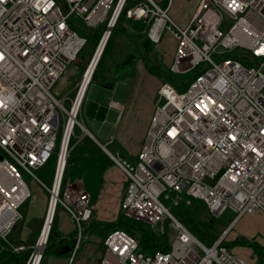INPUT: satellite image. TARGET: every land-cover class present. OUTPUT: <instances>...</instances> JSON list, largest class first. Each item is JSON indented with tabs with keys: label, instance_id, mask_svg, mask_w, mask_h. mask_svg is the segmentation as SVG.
<instances>
[{
	"label": "built area",
	"instance_id": "2783aa9c",
	"mask_svg": "<svg viewBox=\"0 0 264 264\" xmlns=\"http://www.w3.org/2000/svg\"><path fill=\"white\" fill-rule=\"evenodd\" d=\"M173 2L0 0V254L27 251L24 264L43 262L51 227L41 240L46 227L41 224L29 246L8 237L32 195L25 175L47 192L46 215L54 198L52 213L59 208L70 217L78 232L72 254L77 250L91 214L90 195L79 178L63 181V172L73 138L90 136L81 113L94 70L85 79V69L72 97L54 90L87 41L71 26H104L103 39L123 16L144 24L142 33L152 45L172 34L170 72L186 73L201 62L207 66L182 90L177 89L181 82L160 84L134 163L104 149L127 183L123 216L171 229V238L166 230L160 233L168 249L144 253L135 237L113 229L102 240L98 264H249L226 238L238 219L264 215V0H198L184 24L170 15ZM53 157L54 173L46 185L34 170ZM192 199L211 215L234 213L229 227L209 244L163 203L185 207Z\"/></svg>",
	"mask_w": 264,
	"mask_h": 264
},
{
	"label": "crops",
	"instance_id": "0c3cea01",
	"mask_svg": "<svg viewBox=\"0 0 264 264\" xmlns=\"http://www.w3.org/2000/svg\"><path fill=\"white\" fill-rule=\"evenodd\" d=\"M197 1L174 0L169 11L170 15L177 23L184 24L193 13ZM142 37L143 40L146 39L144 35ZM163 42L161 46L165 45L173 54L175 39L172 34L169 32L165 33ZM160 50H157V52L160 53ZM141 60L137 59L131 67L115 74L109 69L106 70L105 81H101V87L106 91V94L97 105L98 109L95 111L96 119L94 120L99 121L102 127L111 124V128L115 131L114 139L106 138L103 139L104 142L102 143L89 131L90 137L95 141L96 145L102 146L106 150L110 148L108 151L111 152L119 151L129 161L136 159L144 140L154 105L158 100V88L162 82H165L162 80L160 70L156 64L150 67ZM105 146L109 148L107 149ZM100 158L103 159L100 160ZM86 174L88 177L84 185L90 195L92 215L102 223L118 220L121 211L120 204L123 199L122 194L126 184L119 169L105 153L104 155L96 156L92 160ZM90 183L94 184V187H89ZM46 203V194L41 195L37 204L33 200H28L26 204L24 203L22 205L25 206L24 214L21 213L22 220L15 229L24 231L27 236L29 231L27 229L23 230L24 224H21L25 223V221L30 223L33 220L37 224L33 229L35 231L45 212ZM57 216L54 238L56 241H62L60 244L63 250L59 254L50 253V255L45 257L44 264H98L103 248L98 251L97 245L104 237L100 239L97 235H91L82 244L80 250H77L78 253L75 254L74 252L69 255L71 248L68 244L73 241L75 225L65 211L58 210ZM229 225L230 223L227 227ZM240 238L264 247V215L255 213L238 219L231 228L226 243L231 244V242ZM231 248L233 252L241 249L242 254L238 255L243 256V258L249 254L252 255V250L249 247H246L247 251L239 246H231Z\"/></svg>",
	"mask_w": 264,
	"mask_h": 264
},
{
	"label": "rangeland",
	"instance_id": "374dc122",
	"mask_svg": "<svg viewBox=\"0 0 264 264\" xmlns=\"http://www.w3.org/2000/svg\"><path fill=\"white\" fill-rule=\"evenodd\" d=\"M143 28H144V24H142L141 22L129 20L123 16L119 18L116 26L112 30V34L110 35V39L108 41L109 45L104 51L103 59L101 61V66L98 69L94 78L92 75L91 83L87 88L85 94V101L82 106V113H81L82 119L85 127L97 138V140H99L102 143L104 142L103 139L106 138L114 139V134H115V131L111 128V124L109 126L104 125L102 127V124L99 123V121L97 122L94 120L96 119L95 111L98 109L97 105L100 102V100L104 98V95L106 94V91H104L101 87L102 86L101 81L103 80L105 81L104 75L108 67L115 68V71L112 72L114 74L121 70H125L127 68L116 69L117 64H123L127 56L137 54L138 55L137 59H142L141 61H143L144 64L146 65L148 64L150 67H152L153 64L157 65V67L160 70L159 72L163 81H169L171 83L174 82L178 84L180 82L186 81L187 79L191 78L202 67L206 68L207 66L204 62H201L193 70H190L186 73L180 74V73L170 72L168 64L170 62V57L172 53L168 50V48L165 45L161 46L164 43L163 39L161 40L160 44L151 45V50L148 53H144L142 47ZM94 46L95 43L93 42V40L89 39L88 42L85 43L84 47L80 50L76 59L71 64H69L65 74L63 75V78L60 79L56 84L54 92L58 96L60 97H62L63 95L67 97L73 96L76 89V85L79 82L85 69L87 68L88 65L87 63L89 59H91V57L93 56V53L95 51ZM157 50H160V53H158ZM240 53L244 59L246 60L251 59V56L247 52H240ZM67 103L68 102L66 101V104ZM80 132L81 131L79 130L77 134L80 135ZM77 141L79 142H76L75 138H73L71 142L72 145L70 144L71 151L67 158L70 164L66 165L67 168H65L64 170L65 172L63 176V181L67 180L68 178L74 179L75 177H77L84 183L87 181L86 178L88 177L87 176L88 173L86 174V172H88L89 164L92 162L94 158H96V156H100L102 154L104 155L105 153L98 145H96L95 141L89 135H84L80 140ZM105 148L107 147L105 146ZM108 150H110V148ZM101 159L103 158H100V160ZM135 161L136 159L130 160V162L133 163ZM54 166H55V159L53 157L49 161H47L42 167L34 170V174L46 185H50L54 173ZM24 179L28 184L29 188L31 189V193H32V196L28 200H33L37 204L41 198V195L43 194H46V201L48 200L47 192L39 185H37V183H35L29 175H25ZM126 186L127 183L125 184V188ZM89 187H94V184L90 183ZM124 195H125V189L123 191L122 198L124 197ZM190 201L191 204L186 205L185 207H183L182 205L173 206L171 205V200H163V203L166 206H169L171 211L176 216H178V218H181L184 221V224L187 226V228L200 241H202L205 244H209L217 240V238L221 235L222 231L225 229V227H227V225L232 220L234 213L231 210L227 209L220 216L211 215L205 209L204 205L200 200L192 199ZM90 203H91V199H90ZM24 208L25 206H22L19 209L22 214H24ZM58 210L61 209L58 208L56 213L58 212ZM44 214L40 222L38 223V228H36L35 231L33 229L37 224L33 220L30 223L29 221L27 223L25 221V223L23 222L21 225L24 224L22 227L23 230L27 229L29 231L27 236L24 231H19L14 229L8 236L9 239L15 244L24 243L26 244V246L32 245L35 242V239L37 238V235L39 233V229L41 227ZM118 220H126V218L123 216L122 211H120L119 213ZM55 224H56V218L55 221H53V225L52 228L50 229L49 234L51 232L53 233V235L56 234ZM104 224L106 223H102L100 220L96 219L95 216L93 215L90 224L88 225L85 224L83 226L85 227V229H83L80 233V237H79L80 239L78 241L77 250L78 251L80 250L82 244L85 243L87 241V238L91 237V235H97L100 237V239H102L111 229H115V228L109 229L108 227H105ZM154 228L159 233H162V231L166 230L165 232L167 236L170 238L173 234L172 230L168 229L167 227H164L163 224H157V227ZM74 230L76 232L75 235L73 234L74 237L72 238L73 241L72 243L68 244V246L71 248V253L69 255L72 254V251L78 240V232L76 228ZM51 242H56L55 238ZM101 242L102 241L98 242L97 245L98 251L99 250L101 251L102 249ZM248 243H252V242L249 241ZM46 246L48 245L46 244ZM236 246L243 247V249L249 247L246 245H236ZM62 250L63 249L61 248L59 251L61 252ZM77 250L75 251V254L78 253ZM22 253L27 254L24 258V261H26L29 252L25 251ZM234 253L242 254L241 249L240 251L234 250ZM251 254L252 255L249 254L245 257L246 259H248L249 264H264V259H262V261H259V258L254 256L253 253ZM48 255H50V253H46V257Z\"/></svg>",
	"mask_w": 264,
	"mask_h": 264
},
{
	"label": "trees",
	"instance_id": "16d2710c",
	"mask_svg": "<svg viewBox=\"0 0 264 264\" xmlns=\"http://www.w3.org/2000/svg\"><path fill=\"white\" fill-rule=\"evenodd\" d=\"M80 34L84 35L87 39L86 42H88L89 39H92L93 42L95 43L94 49L98 44V40L100 38L101 35V28L98 29H86L84 28L82 25L79 24H74L72 25ZM85 30V31H84ZM112 34V33H111ZM110 39V37H109ZM108 39V41H109ZM108 41L103 49V53L101 54L100 58H99V62L97 64V66L95 67L94 71H93V78L95 77L98 69L101 66V61L103 59V54L104 51L106 50V48L108 47ZM151 43L147 40L144 39L142 42V47L144 50V53H148L151 50ZM78 56V55H77ZM138 55L134 54L131 56H127L125 58V62L123 64H117L116 69L117 68H128L131 67V65L137 60ZM110 70L112 72L115 71V68H110L108 67L106 70ZM193 77V76H192ZM189 78L186 81L181 82V85L177 86L178 90H182L183 87L185 85H187V83L192 79ZM169 82V81H166ZM171 83V82H170ZM172 84H175L174 82ZM83 106V104H82ZM67 164H70V162H67ZM67 168V166H66ZM55 218H57V213H55L54 216V221ZM183 223L184 221L179 218ZM105 227H108L109 229L111 228H119V229H123L126 232H128L129 234H131L132 236H134L135 238L138 239V243H139V249L142 252H146V253H151L154 252L156 250H166L168 249V243L166 240V236L161 235L159 232H157L155 229L151 228L148 225H145L141 222L138 221H134L131 219L126 218V220H117L114 222H109L104 224ZM52 228V227H51ZM75 230H74V235H75ZM52 240H54V235L51 232L48 235V240H47V245L45 250L46 253H55V254H59V250L61 249V244L60 242H62L61 240L56 241V242H51ZM236 245H246L249 246L252 249V253L254 256H256L257 258H259V261H262V259H264V248H262L260 245H257L256 243H248L247 241H245L244 239L240 238L238 240H235L234 242H231V244H228L229 247L231 246H236ZM45 250L43 252V262L42 264H44V260L46 257V253ZM27 254L26 253H21L19 255H15V254H11V253H3L0 254V264H22L25 256Z\"/></svg>",
	"mask_w": 264,
	"mask_h": 264
},
{
	"label": "bare ground",
	"instance_id": "6f19581e",
	"mask_svg": "<svg viewBox=\"0 0 264 264\" xmlns=\"http://www.w3.org/2000/svg\"><path fill=\"white\" fill-rule=\"evenodd\" d=\"M72 27V29H74V27L73 26H71ZM98 28H101L102 29V31H101V35H100V38H99V40L98 41H102L101 42V46L99 47V49L98 50H96V53H95V55L93 56V58H91V59H89V61H88V65H87V71H86V75H85V79H87L90 75H91V73H92V71L95 69V67H96V65H97V63H98V60H99V57H100V55L103 53V50H102V44H104V45H106V43H107V41H108V39H109V37H110V35H111V33H112V30H110V33H109V35L108 36H106V34L104 35V37H103V39H102V36H103V31H104V29H105V27L104 26H101V27H98ZM98 28H95V29H98ZM102 50V51H101ZM64 173V172H63ZM53 202H54V198L52 199V201H51V205H50V209H49V212H48V214L46 215V214H44V218H43V220H42V224L43 225H45L46 227L44 228V231H43V233H42V236H41V240H43L44 238H45V236H46V231H47V227H52V225H53V221H54V214L52 213V209H53ZM90 207H91V205H90ZM92 217H93V215H92V207H91V214H89V216L87 217V220H86V225H88V224H90V222H91V219H92ZM115 229H119V228H115ZM111 230H113V229H111ZM110 230V231H111ZM123 230V229H122ZM125 231V230H124ZM128 233V232H127ZM108 234V233H107ZM106 234V235H107ZM131 235V234H130ZM134 237V236H133ZM137 239V238H136ZM138 240V239H137ZM138 247H139V243H138ZM102 248H103V245H102ZM140 250V249H139ZM163 251H165L164 249H162ZM141 251V250H140ZM157 251V250H156ZM144 253H146V252H144ZM151 253H153V252H151ZM25 263V261L23 260V262H22V264H24ZM34 264H38V263H34Z\"/></svg>",
	"mask_w": 264,
	"mask_h": 264
},
{
	"label": "water",
	"instance_id": "95a60500",
	"mask_svg": "<svg viewBox=\"0 0 264 264\" xmlns=\"http://www.w3.org/2000/svg\"><path fill=\"white\" fill-rule=\"evenodd\" d=\"M95 53H96V51H95ZM94 55H95V54H94ZM94 55H93V56H94ZM100 56H101V55H100ZM99 58H100V57H99ZM100 147L104 150V147H102V146H100ZM18 224H19V223H18Z\"/></svg>",
	"mask_w": 264,
	"mask_h": 264
}]
</instances>
